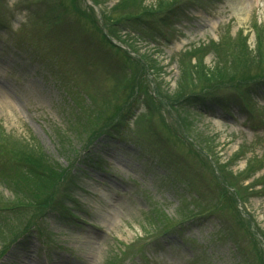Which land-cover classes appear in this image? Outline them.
<instances>
[{
	"label": "rangeland",
	"instance_id": "rangeland-1",
	"mask_svg": "<svg viewBox=\"0 0 264 264\" xmlns=\"http://www.w3.org/2000/svg\"><path fill=\"white\" fill-rule=\"evenodd\" d=\"M0 264H264V0H0Z\"/></svg>",
	"mask_w": 264,
	"mask_h": 264
},
{
	"label": "trees",
	"instance_id": "trees-1",
	"mask_svg": "<svg viewBox=\"0 0 264 264\" xmlns=\"http://www.w3.org/2000/svg\"><path fill=\"white\" fill-rule=\"evenodd\" d=\"M219 72V70L218 71H215V72H212V77L214 78L215 77V75L217 74Z\"/></svg>",
	"mask_w": 264,
	"mask_h": 264
}]
</instances>
